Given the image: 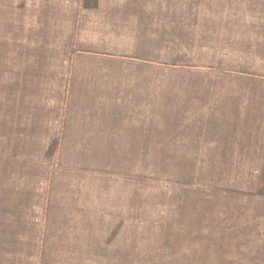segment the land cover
Segmentation results:
<instances>
[{"label": "crops", "instance_id": "1", "mask_svg": "<svg viewBox=\"0 0 264 264\" xmlns=\"http://www.w3.org/2000/svg\"><path fill=\"white\" fill-rule=\"evenodd\" d=\"M0 66V264H264V0H0ZM162 161L245 183L131 232Z\"/></svg>", "mask_w": 264, "mask_h": 264}, {"label": "rangeland", "instance_id": "2", "mask_svg": "<svg viewBox=\"0 0 264 264\" xmlns=\"http://www.w3.org/2000/svg\"><path fill=\"white\" fill-rule=\"evenodd\" d=\"M8 104V82L0 79V108ZM235 166L217 161L147 163L145 190L131 192L130 231L202 232L203 216L217 213L216 203L237 196L233 191L245 183ZM258 176L264 184V171Z\"/></svg>", "mask_w": 264, "mask_h": 264}]
</instances>
